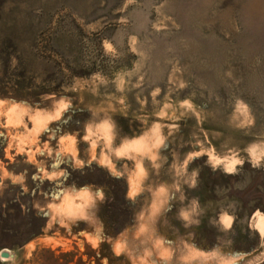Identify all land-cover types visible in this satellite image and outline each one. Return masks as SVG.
Here are the masks:
<instances>
[{
  "label": "rangeland",
  "instance_id": "rangeland-1",
  "mask_svg": "<svg viewBox=\"0 0 264 264\" xmlns=\"http://www.w3.org/2000/svg\"><path fill=\"white\" fill-rule=\"evenodd\" d=\"M0 264H264V0H0Z\"/></svg>",
  "mask_w": 264,
  "mask_h": 264
},
{
  "label": "water",
  "instance_id": "water-1",
  "mask_svg": "<svg viewBox=\"0 0 264 264\" xmlns=\"http://www.w3.org/2000/svg\"><path fill=\"white\" fill-rule=\"evenodd\" d=\"M0 257L9 258L11 257V253L9 251L2 250L0 251Z\"/></svg>",
  "mask_w": 264,
  "mask_h": 264
}]
</instances>
